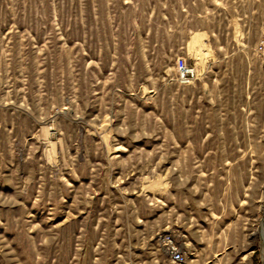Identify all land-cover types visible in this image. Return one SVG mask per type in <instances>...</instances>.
I'll list each match as a JSON object with an SVG mask.
<instances>
[{
	"label": "rangeland",
	"instance_id": "rangeland-1",
	"mask_svg": "<svg viewBox=\"0 0 264 264\" xmlns=\"http://www.w3.org/2000/svg\"><path fill=\"white\" fill-rule=\"evenodd\" d=\"M263 197L264 0H0V264H262Z\"/></svg>",
	"mask_w": 264,
	"mask_h": 264
},
{
	"label": "built area",
	"instance_id": "built-area-1",
	"mask_svg": "<svg viewBox=\"0 0 264 264\" xmlns=\"http://www.w3.org/2000/svg\"><path fill=\"white\" fill-rule=\"evenodd\" d=\"M175 69L178 74V78L181 82H187L194 75L192 68L187 66L183 58H179L175 62ZM163 245L165 250L169 253V257L174 264H183L185 263V255L178 248L177 244L174 242L171 236L163 237Z\"/></svg>",
	"mask_w": 264,
	"mask_h": 264
},
{
	"label": "bare ground",
	"instance_id": "bare-ground-1",
	"mask_svg": "<svg viewBox=\"0 0 264 264\" xmlns=\"http://www.w3.org/2000/svg\"><path fill=\"white\" fill-rule=\"evenodd\" d=\"M247 181V180H246ZM244 183V182H243ZM242 186V185H241ZM240 186V187H241ZM242 188V187H241ZM247 191V190H246ZM264 198V197H263ZM264 211V210H263ZM262 264H264V248H262Z\"/></svg>",
	"mask_w": 264,
	"mask_h": 264
}]
</instances>
